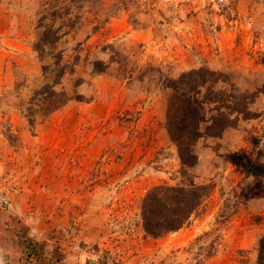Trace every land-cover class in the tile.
Wrapping results in <instances>:
<instances>
[{
  "label": "rangeland",
  "instance_id": "rangeland-1",
  "mask_svg": "<svg viewBox=\"0 0 264 264\" xmlns=\"http://www.w3.org/2000/svg\"><path fill=\"white\" fill-rule=\"evenodd\" d=\"M67 3L81 20L42 53L40 18L55 1L0 0V190L11 198L0 206V264H260L264 94L259 117L199 138L189 166L157 69L204 65L262 86L264 0ZM49 88L66 94L59 106ZM190 181L212 188L189 221L147 233V192Z\"/></svg>",
  "mask_w": 264,
  "mask_h": 264
},
{
  "label": "trees",
  "instance_id": "trees-1",
  "mask_svg": "<svg viewBox=\"0 0 264 264\" xmlns=\"http://www.w3.org/2000/svg\"><path fill=\"white\" fill-rule=\"evenodd\" d=\"M54 1L56 4H53L49 15L44 14L40 18V24L45 26L35 48L42 53L46 46L56 44L62 33L75 27L81 20L80 13H70L71 5L67 2L72 0ZM48 18L52 19V22H46ZM105 48L114 47L110 44ZM114 58L113 54L111 59ZM60 59L61 55L58 54L57 62H60ZM94 66L98 72L106 70V63L102 59L96 60ZM157 70L164 77L165 87L172 90L166 115L167 128L186 165L196 163L198 157L192 147L199 138L220 137L228 128L237 127L241 120L260 116V112L254 110L252 105L264 94V84L251 89L243 86L234 72L204 65L175 74L163 67ZM59 74L60 72L57 78ZM140 79H143V76H140ZM49 93L58 106L66 98L63 91L52 89ZM211 188L209 184H198L194 181L186 185L160 184L152 187L141 204L145 231L153 236H162L180 229L197 211L211 192ZM258 249V261L264 264V235L259 239ZM107 261L106 255H101L97 263L107 264Z\"/></svg>",
  "mask_w": 264,
  "mask_h": 264
},
{
  "label": "built area",
  "instance_id": "built-area-1",
  "mask_svg": "<svg viewBox=\"0 0 264 264\" xmlns=\"http://www.w3.org/2000/svg\"><path fill=\"white\" fill-rule=\"evenodd\" d=\"M0 206L9 208L11 206V198L7 190H0Z\"/></svg>",
  "mask_w": 264,
  "mask_h": 264
}]
</instances>
